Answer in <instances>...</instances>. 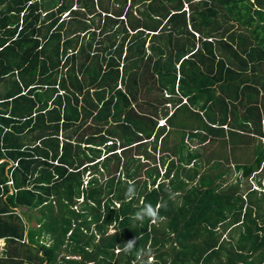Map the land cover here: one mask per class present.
<instances>
[{
    "label": "trees",
    "instance_id": "trees-1",
    "mask_svg": "<svg viewBox=\"0 0 264 264\" xmlns=\"http://www.w3.org/2000/svg\"><path fill=\"white\" fill-rule=\"evenodd\" d=\"M262 90L264 0H0V239L7 241L0 264H107L114 256L115 264L124 258L130 264L139 251L151 255V247L170 264H232L211 260L223 250L217 225H243L247 239L253 225L259 234L264 229V214L256 218L251 207L252 220L220 216L235 206V196L240 213L245 199L264 201L261 180V191L247 185L249 198L240 193L243 178L264 169ZM138 101L150 114L134 111ZM164 108L168 132L152 121ZM93 112L104 121L89 132L85 120ZM175 135L170 148L166 141ZM230 144L248 147L253 157L231 167L241 173L232 194L217 189L213 174L190 186L205 166L203 154L218 172ZM159 148L164 156L157 159ZM158 162L167 169L163 175ZM167 180L172 192L160 183ZM181 194L186 203H175L172 195ZM146 204L160 206L159 221H173L162 247L150 234V218L134 219ZM214 208L216 219L206 211ZM36 211L38 229L27 221ZM196 224L207 234L199 237ZM47 235L51 242L42 241ZM132 240L133 251L124 253Z\"/></svg>",
    "mask_w": 264,
    "mask_h": 264
},
{
    "label": "rangeland",
    "instance_id": "rangeland-1",
    "mask_svg": "<svg viewBox=\"0 0 264 264\" xmlns=\"http://www.w3.org/2000/svg\"><path fill=\"white\" fill-rule=\"evenodd\" d=\"M185 8H186V6H185ZM186 10H187V8H186ZM195 36H196V42H197L199 40L198 34L197 35L195 34ZM72 65L73 64L70 63L68 65L69 66L68 68H70ZM248 74L251 75V72L248 71ZM81 76L82 75L78 73V77L80 78ZM119 87H120V85H119ZM2 89L4 90V88H2ZM262 92H264V91L262 90ZM219 95L221 96V94H218V96ZM141 102L142 101H138V102H133L132 103L133 106H134V108H133L134 111L137 112V110H138V111L144 112L146 114H150V112H148L146 110V108H143L144 105ZM161 108H163V107H161ZM166 108L168 109V112H169L168 116H170V114L172 112H174L173 106L172 105H167ZM259 109H260V114H261V108H259ZM164 110H165V108L164 109H160L158 116L156 118H154L152 121H154L155 123L157 122L159 127H160V125H162L161 127L165 128V131L168 132L169 131V128L167 126L168 122L164 118L165 117ZM244 110L245 109L241 108V106H240L239 112L244 113L245 112ZM263 112H264V108H263ZM255 113H257V110H255ZM96 117H97V114L95 112H93L91 118H87L85 120L87 130H90L89 132H92L91 130H93L98 125H103V121L104 120L101 121V122H97ZM160 121H162V122H160ZM163 123H165V124H163ZM249 124H250V129L253 130V126L251 125V123H249ZM261 125L264 127V113H263V117H262V120H261ZM157 129H158V127H157ZM37 131H39V130H37ZM193 133H195V132H193ZM61 134H62V132H61ZM68 134L72 135L73 131L69 132ZM63 135L66 136V132H64ZM175 137H176V135L171 137L170 139H168L166 141V143H170L171 144L169 146L170 148H172L174 146L175 142H177L179 140V138H175ZM29 143L33 144L34 141H29ZM193 143L198 148H204L205 147L204 148L205 152L207 151L206 148L209 147V146H206L207 144H203L204 146H198V142H196L195 140L193 141ZM187 145L189 147H191V143L188 141V143L185 145L186 153L188 155H190ZM192 147H194V145H192ZM196 147H194V149ZM159 150H160V152H158L157 155H156L157 159H159V158L164 156L163 151L160 148H159ZM102 151H106V147H103ZM103 154H105V153L103 152ZM182 154L184 156L183 151H182ZM228 155H229L228 162H226V163L223 162L222 163L223 167L221 169H219L218 172L216 171L217 173L216 172L212 173L213 171L210 169L211 167H207V162H206V161H208L207 154H203L202 161L205 163V166L203 165V168L201 169V171L197 175L198 177L195 178L194 181L190 182L191 183L190 186H194V187L196 185L198 186V180H199L200 177H203L205 174H210V175L213 174L215 177H219V180L217 182V184H218L217 189L220 192L224 191L225 193L232 194V193H230V185L236 182L237 176H239L241 173L238 172L235 169L231 170V167L235 166V161L237 163H242L243 164V163L247 162L246 160L250 159V163H251V161L253 160V157H252L251 151H250V149L248 147L246 148L245 151H243V146H238V148H236V147H233L232 144H230V146H229L228 154L224 153V156H226L227 158H228ZM211 157H214V156L211 154L210 158ZM143 163H145V161H143ZM145 164H147V163H145ZM157 164L160 166V168H162V175H163L167 171V169L163 168V165L160 164L159 162ZM115 166H117V165H115ZM192 167H193V165H192ZM228 169H229V171H227ZM120 173H121V176L124 177V170L122 168L120 169ZM220 174H223V178H220ZM91 176H92V174L89 175V172H88L84 179L88 180V179H90ZM124 179H126V178L124 177ZM259 180H261L262 187L264 189V169H261V171H258V173L256 175L252 174V176H250L249 178H243V191L240 192L243 195V198H244V196H247V199L249 198V195H247V193L249 192V191H247V188H249V186H247V185H250L251 188L253 190H255V191L256 190L261 191L260 186L257 184V182ZM160 183H165L166 187L169 189V192H172V190H170V186H169L168 180L167 181H161ZM84 184H86V183H84ZM157 184H159V182ZM156 187H157V185L155 186V188ZM261 193L262 192H260V194ZM173 194H175V193H173ZM184 198H185L184 194L172 195V200H174L175 203L179 202V204H180V202H183V200H185ZM188 200H189V205H193L194 204V202H192V200L190 198ZM80 201H81L80 203H82V199ZM184 202L186 203V200ZM245 202L246 203L244 204V209L240 213L239 211H237L238 210L237 206H240V198L235 196L234 200L232 201V204L235 205V206L232 207V208L230 207L224 213L223 212L220 213L221 220L225 221V219L228 218V217L229 218H232V217L235 218V221H239V220L240 221H243V220L245 221V219H246V221H248L250 219L251 220L255 219L253 217V215L250 216V217L246 216V212L249 210L250 207L254 209V211L256 213V218L260 217L261 215L264 214V201H262L261 204H260V203H257V202L251 203L250 200L246 201V199H245ZM206 203H207V200L205 199L204 200V204L206 205ZM116 205L119 206V204H117V203H116ZM222 205H225V202ZM78 207L79 206H76V207H74V209H78ZM216 210H217V208L216 209L214 208L212 210H206V211H207L208 214H210L211 213L210 211H212V213H213V215L215 216V219H216L217 218V216L215 215ZM25 211H26V209H20L19 210V212H21V213H25ZM102 211H104V209H102ZM206 211H204V212H206ZM223 214L225 216H227V217L224 218ZM231 214H233V215H231ZM103 215H105V213H103ZM40 219H42V216H41V214H39V211H36L35 214L33 215V218L29 219L27 221L30 224L31 228H37L38 229V227H39L38 226V221ZM172 222L173 221L172 220L170 221V218L167 217V216H166V218L164 220H162V221L158 220V222L155 223V224L150 222L153 228L150 229L149 231H150V234L152 235L153 238L154 237L157 238V241H158V243L156 244L157 247H162V244H161L160 241H162L163 239L165 240L166 237L170 236L171 232L168 233L166 229H171L172 230V228H170L173 225ZM162 223H163V225H162ZM229 223H232V222L225 221L223 223H219V225H217V227L215 229V232L217 233V234H215V237H216V235H217V237L221 236V239L219 241H217L218 242L217 245L218 246L220 245L221 247L223 245V250L221 252H220L221 249L220 250H216L215 253L213 252L212 255H211V257H212L211 260L216 261V259L218 257H220V258L223 257V259H226V260H227V258H230L232 260V264H260V262L264 264V246H262L261 248H258L259 244L261 243V239L260 238L264 237V229L261 230L260 231L261 233L259 234V232H257V230L259 231V227L258 226L256 227V225H253L252 230H251V235H249V236H251L250 239H252V240H250V239L246 238L247 237L246 236L247 232H246L245 226H243V225H239V224L237 226L234 225L235 229L232 232L231 231L227 232V230L232 226ZM206 225H207V227L211 228L209 226V223H207ZM260 225L264 226L263 223H260ZM195 226H200L202 228L200 230L199 237L201 236V232L202 231H203L202 234H207L206 228H205L206 226L204 227V226L199 225V224L198 225L196 224ZM108 229H109V231H108L107 234H109V236H112L116 232L115 229H114V226L109 227ZM189 229H191V227L183 228V230H185V231H187ZM29 231H33V230L32 229H28V232ZM228 235H230V236H228ZM257 235H259V237ZM106 236H108V235H106ZM99 238H100V236L97 238V240L95 242V244L99 243L97 246L101 245V240H99ZM222 238H223L224 242L222 244H220ZM51 240H52L51 237L48 236V235L45 236V238L42 239V241H44V242H48V241L51 242ZM262 240L264 241L263 238H262ZM98 241H100V242H98ZM171 243L173 245L175 243V241L172 240ZM256 243H257L256 248L254 250H252L251 253H249V250H251V247L255 246ZM4 244L2 243L1 246H5ZM169 245L170 244H167V246H169ZM177 245H179V244H177ZM166 248H169V247H166ZM91 250H93V249H91ZM91 250H88V251L91 252ZM158 250L159 249H155V248L151 247L150 252H152V254H155V256H156V252ZM94 251H95V249H94ZM2 252H3V250H2ZM117 252H119V251L116 250V249L114 251H112V250L109 251L110 254H112V253L116 254ZM144 253H145V251H144ZM237 253H240V254L238 255ZM245 253L250 254V256L248 258H246V259L242 258L243 257L242 254H245ZM145 255H146V253L144 254V257H145ZM99 257H100V254H97V255H95V257H93V260L97 261L96 259H98ZM133 258H134V256H133ZM250 258L253 259V262L250 261L251 260ZM153 261H154V259L152 258V263H153ZM209 261H210V259L207 260V262H209ZM224 264H228V262L226 261V262H224Z\"/></svg>",
    "mask_w": 264,
    "mask_h": 264
},
{
    "label": "clouds",
    "instance_id": "clouds-1",
    "mask_svg": "<svg viewBox=\"0 0 264 264\" xmlns=\"http://www.w3.org/2000/svg\"><path fill=\"white\" fill-rule=\"evenodd\" d=\"M185 6H187V5H185ZM162 121H160V122H162ZM163 124H165V123H163ZM161 126L162 125H160V127ZM134 195H135L134 185L131 182H129V186H128V189L126 192V196L128 199H131ZM159 207L160 206L157 205L156 208H154L151 204H146L144 206V208H142L141 210L136 212L134 219L142 221L145 217H148V218H150L151 222L153 224H155L158 222V220L162 219L161 217H159V213H158ZM135 245H136L135 240L129 241L122 247V251L124 253H131L133 251ZM117 247H118V250H121L120 246H117ZM136 254H137V257H142L144 255V253L142 251H139ZM146 264H152V257L150 254H149V258H148Z\"/></svg>",
    "mask_w": 264,
    "mask_h": 264
},
{
    "label": "crops",
    "instance_id": "crops-1",
    "mask_svg": "<svg viewBox=\"0 0 264 264\" xmlns=\"http://www.w3.org/2000/svg\"><path fill=\"white\" fill-rule=\"evenodd\" d=\"M60 139H62V137H60ZM2 162H4V161H2ZM15 165H17V163H15ZM8 178L9 179H8L7 185L10 187V194H15L17 192V190L14 188V182H13V178H12V173H10L8 175ZM10 182H12V183H10ZM232 230H233V228L231 229V227H230L227 230V232H230V231L232 232ZM0 241H2L3 244L5 243L4 245H6L7 241L5 239H0ZM2 243L0 242V245H2ZM4 248H5V246H2V248L0 249V257H1V255L3 253L2 250H4ZM156 254H157V252H156ZM237 254L239 255L240 253H237ZM131 257H133V256H131ZM151 257L154 259L152 264H170L171 263V259L170 258H166V257L162 258L161 253H158L156 256H155V254H151ZM134 258H136V257H134ZM134 258L131 259L130 264H137L138 262H139L138 264H146V262H147V260L149 258V255L146 254L145 257L143 255L142 257H137L136 259H134ZM71 259H75V260L79 261V258L72 257ZM117 259H118V257L114 256L113 260H109L107 264H115ZM222 259H223V257H222ZM250 259H251L250 261L253 262V259L252 258H250ZM125 260L126 259L124 258L122 264H127ZM88 264H93V263H88ZM97 264H99V263H97ZM103 264H106V262H104Z\"/></svg>",
    "mask_w": 264,
    "mask_h": 264
},
{
    "label": "built area",
    "instance_id": "built-area-1",
    "mask_svg": "<svg viewBox=\"0 0 264 264\" xmlns=\"http://www.w3.org/2000/svg\"><path fill=\"white\" fill-rule=\"evenodd\" d=\"M10 183H12V182H10ZM0 247L2 248V246H1V245H0ZM1 248H0V249H1Z\"/></svg>",
    "mask_w": 264,
    "mask_h": 264
}]
</instances>
